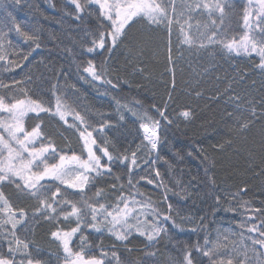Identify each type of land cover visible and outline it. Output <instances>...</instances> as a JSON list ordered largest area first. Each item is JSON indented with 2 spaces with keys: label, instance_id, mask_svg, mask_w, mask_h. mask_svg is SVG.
<instances>
[{
  "label": "snow or ice",
  "instance_id": "obj_1",
  "mask_svg": "<svg viewBox=\"0 0 264 264\" xmlns=\"http://www.w3.org/2000/svg\"><path fill=\"white\" fill-rule=\"evenodd\" d=\"M14 2L19 4L20 0ZM69 3L74 6V12L68 14L75 20L83 22L86 14L93 21L85 28L81 40L83 54L91 58L86 61V66H77L78 71L82 68V73L86 74L80 76L86 83L100 82L115 90H120L124 83L130 86V82L121 81L119 77L115 82L107 78L110 72L108 61L121 45L128 49V56L138 60L150 42L147 33L156 31L167 33V63L173 74L172 90L175 89L177 59L173 56V36L180 52L186 47L189 52L195 50L199 53L209 45H218L228 55H255L259 61L255 67L264 73V0H246L241 13L228 10L233 9L231 0H189L179 11L176 0H69ZM0 10H3L0 61L13 69L26 66L25 62L41 47L39 37L35 31L17 22L7 11L4 0H0ZM205 14L207 19L202 20ZM233 15L239 17L236 24L242 30L238 36L230 37L232 29L225 31V21L231 20ZM136 25H141L146 32L130 36ZM13 29L29 45L26 51L15 49L9 39ZM8 49H13L15 59H9ZM96 57L101 58L99 63ZM31 80L29 75L27 80H14L12 84L0 81L3 90L0 92V264H50L48 259L41 257L42 249L32 238L33 227L40 222L51 225L47 237L57 247V252L52 253L57 264H113V261L126 264L115 250L116 243L126 245L135 234L145 238L147 247H151L162 236L169 235V224L184 231L182 223L185 219L191 223V218H181L177 223L172 215L173 205L168 202L167 193L171 189L155 168L163 159L160 156L162 122L169 125L174 122L168 114L167 102L163 108L152 106L157 118L147 110L139 112L131 105L117 101L120 120H126L122 111L126 108L133 117L132 124L138 125L133 131L140 142L132 149L103 137L112 125L102 114H97L101 115L100 122L92 121L90 110H82L78 103L79 90L75 85L70 86L73 91L69 94L58 77L46 91L29 87ZM229 91L231 86L225 89V92ZM229 102L235 108L226 115L235 120L233 130L238 135L247 133L258 118L264 119V100L259 113L255 101H248V106L243 107L239 95L230 97ZM178 115L189 120L193 113L183 110ZM28 121L32 123L29 125ZM68 132L75 137V147L71 138L65 135ZM57 138L65 142V147L58 146ZM226 143L231 147L232 140ZM260 144L264 149V132ZM213 147L223 150L225 144ZM204 161H209L206 153ZM117 162L126 169L127 181L124 183L123 175L114 178L110 191L115 196L108 203L105 201L107 193L104 188H96V181L112 177ZM146 169L149 171L145 172ZM137 170L145 173L139 176V180L135 179ZM257 174L264 175V168ZM140 181L163 189V200L156 204L150 197H145L138 191ZM9 186L14 187V195L4 191ZM92 188L96 191L88 196ZM246 191L244 187L232 194L238 207L230 204L225 209L233 212L243 209L241 214L246 217L237 225L242 230L239 244L243 245V258L234 262L233 257L227 255L229 237L225 235L221 240L218 234L211 247L208 237L203 245L199 242L184 244L180 250L181 258L172 264H203L200 256L207 258L209 264H251L249 252L256 257L257 264H264V253L260 251L264 249V208H255L250 202L237 199ZM219 201L218 196L217 203ZM165 203L167 211L163 208ZM203 221L204 217H201L200 227ZM85 229L89 230L88 235L84 234ZM198 230L199 227L191 229L192 232ZM93 232L107 233L114 241L112 250H106L102 244L90 243L89 236ZM93 247H99V256L92 253ZM237 247L233 241V248ZM109 255L111 260L106 259ZM146 255L154 256L155 253L147 252Z\"/></svg>",
  "mask_w": 264,
  "mask_h": 264
},
{
  "label": "trees",
  "instance_id": "obj_2",
  "mask_svg": "<svg viewBox=\"0 0 264 264\" xmlns=\"http://www.w3.org/2000/svg\"><path fill=\"white\" fill-rule=\"evenodd\" d=\"M186 2L189 0H176L178 11ZM231 3L233 9L228 10L241 13L246 0H231ZM4 4L17 22L36 32L41 47L25 62L26 66L21 68L13 69L0 61V81L3 83L12 84L14 80H27L31 75L32 80L28 86L46 91L58 77L59 83L69 94L73 91L70 86L75 85L79 90L78 103L82 110H90L92 121L100 122L101 115L97 114H102L112 125L103 133V137L132 149L140 142L133 131L138 125L132 124L133 117L126 108L122 110L126 120H120L117 101L122 105H131L139 112L147 110L157 118L159 117L152 106L163 108L165 103H168V114L174 122L170 125L162 122L163 146L160 156L163 159L158 161L155 168L159 169L171 189L167 193L168 202L173 205L172 215L176 217L177 223L181 222V218H191L192 222L184 220L181 225L183 232L169 224V235L162 236L151 247H147L145 238L135 234L126 245L116 243L115 250L126 264H172L181 258L180 250L184 244L199 242L203 245L205 237H208L211 247L218 234L221 240L225 235L229 237L227 255H231L234 262L243 258V245L239 244L242 230L237 225L246 217L241 214L243 209H238L237 212L225 209L230 204L232 207H238L236 201L232 200V194L244 187L247 191L240 193L237 199L248 201L255 208H264V175L257 174L264 168V149L260 144L264 119L258 118L247 133L238 135L233 130L235 120L228 119L226 113L234 110L235 105L230 103L229 99L235 95L242 98L243 107L248 106V101H255L257 112L262 110L264 73L255 67L259 62L258 57L244 54L237 56L234 53L228 55L218 45H209L199 53L195 50L189 52L186 47L180 52L177 51V42L173 36V56L177 59L174 70L175 89L172 90L173 74L169 71L171 66L167 63V33L151 32L147 33V37L151 38L150 42L138 60L128 56L125 45H121L112 54L108 61L110 72L107 78L115 82L119 77L121 81L130 82V86L129 83H124L120 90H115L110 85L100 82L86 83L80 79L81 75L86 74L82 73V68L78 71L77 66H86V61L91 58L83 54L81 40L85 28L91 26L93 21L86 14L83 22L69 15L68 13L74 12V6L69 0H20L19 4L14 0H4ZM2 17L3 10H0V18ZM238 18L233 15L231 20L225 21V31L232 29L229 32L230 37L238 36L242 30L237 28ZM201 19L206 20V14ZM144 32L146 30L141 25H136L130 31V36ZM9 39L17 50L26 51L29 47L14 29ZM12 52L13 49H8L9 59L16 58ZM100 60V57H96L97 63ZM229 86L231 91L225 92ZM2 91L0 89V92ZM169 93L172 96L171 101ZM183 110L193 113L191 119L179 117L178 114ZM28 123L30 125L32 122ZM65 135L71 138L72 146L75 147V137L72 133ZM229 139L232 140L231 147L226 143ZM219 143L225 144L223 150L213 147ZM57 144L61 148L65 147V142L60 138H57ZM201 148L203 152L199 151ZM205 153L209 158L208 162L204 161ZM147 171L149 170L146 169L145 172ZM144 174L137 170L135 179L139 180V176ZM151 174L155 176L154 171ZM120 175L124 176L126 183L127 171L117 162L113 166L112 177L99 178L96 181V188H104L107 193L105 201L108 203H111L115 196V193L110 191V186L114 178ZM96 188H92L87 195L92 196ZM4 191L14 195L12 186L6 187ZM138 191L145 197H150L156 204L164 197L163 189L147 184L146 181H140ZM163 208L167 211V203L163 204ZM201 217H204L202 227L199 225ZM50 227V224L43 222L34 225L32 238L42 249L41 257L48 259L50 264H57L56 257L52 255L57 252V247L50 243L47 237ZM193 227H199L200 230L192 232ZM84 234L88 235L89 230L85 229ZM233 241L238 246L236 249L233 248ZM89 242L94 245L102 244L109 251L114 244L107 233L100 235L93 232L89 236ZM79 243L77 239L76 244ZM248 243L250 246L251 242ZM91 251L97 256L100 254L99 247H93ZM220 251L223 252L224 249ZM260 251L264 253V249ZM147 252H154L155 255L148 256ZM248 256L251 264H257V259L251 252ZM199 258L203 264H209L207 258ZM106 259L112 258L109 255Z\"/></svg>",
  "mask_w": 264,
  "mask_h": 264
}]
</instances>
